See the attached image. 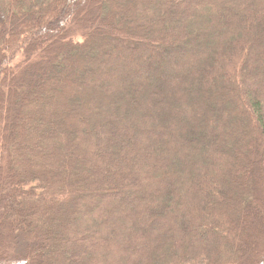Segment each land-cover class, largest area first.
Instances as JSON below:
<instances>
[{
	"label": "trees",
	"instance_id": "16d2710c",
	"mask_svg": "<svg viewBox=\"0 0 264 264\" xmlns=\"http://www.w3.org/2000/svg\"><path fill=\"white\" fill-rule=\"evenodd\" d=\"M0 264H264V0H0Z\"/></svg>",
	"mask_w": 264,
	"mask_h": 264
},
{
	"label": "rangeland",
	"instance_id": "374dc122",
	"mask_svg": "<svg viewBox=\"0 0 264 264\" xmlns=\"http://www.w3.org/2000/svg\"><path fill=\"white\" fill-rule=\"evenodd\" d=\"M139 47H136L135 49H138ZM104 50H106V49H104ZM103 54V53H102ZM130 54V53H129ZM117 59V58H116ZM102 60H104V57L102 56V57H100V61L102 62ZM119 60V59H118ZM108 61H110V60H108ZM112 61H115V59L114 60H112ZM112 61H110V62H112ZM116 63V65L118 66V62H115ZM106 65L108 64V63H105ZM120 64V63H119ZM64 75L65 74H61L60 72H57V70H56V68H53V70H52V73H51V75L49 76V78L51 77V78H54V76H55V79H56V81H57V83H59V84H61L62 86H65V84H66V80L67 79H65L64 78ZM30 76V75H29ZM27 78H28V75H27ZM39 81V80H38ZM50 84V86H51V88L53 89V88H55L56 86H55V84L53 83V82H51V80L49 81L48 80V85ZM41 83H39V82H37L36 83V89L37 90H39L40 88H41ZM58 87V86H57ZM63 108H64V105H61ZM64 110H65V108H64ZM66 111V110H65ZM88 125V123L85 125V126H87Z\"/></svg>",
	"mask_w": 264,
	"mask_h": 264
}]
</instances>
